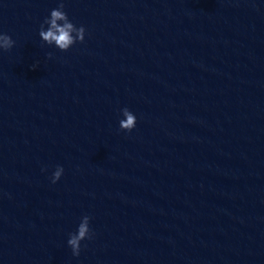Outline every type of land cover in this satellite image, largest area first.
Listing matches in <instances>:
<instances>
[{
    "label": "water",
    "instance_id": "1",
    "mask_svg": "<svg viewBox=\"0 0 264 264\" xmlns=\"http://www.w3.org/2000/svg\"><path fill=\"white\" fill-rule=\"evenodd\" d=\"M59 2L0 0V264H264V0Z\"/></svg>",
    "mask_w": 264,
    "mask_h": 264
},
{
    "label": "clouds",
    "instance_id": "2",
    "mask_svg": "<svg viewBox=\"0 0 264 264\" xmlns=\"http://www.w3.org/2000/svg\"><path fill=\"white\" fill-rule=\"evenodd\" d=\"M45 25L47 28L45 29ZM40 40L49 46H55L61 52L67 51L74 44L83 43L85 29L83 26L76 27L68 18L64 11L63 0H60L57 8L51 10L49 16L43 21L39 31ZM14 46V41L7 34H0V51H9ZM35 68V65L33 66ZM123 119L119 121V130L131 132L136 125L135 115L127 108L121 109ZM43 171V170H42ZM63 173V168L57 166L51 176V183L55 184ZM90 217L85 215L81 218L75 233L69 234L67 245L71 249L74 257L80 253L82 241L91 240L93 233L89 228Z\"/></svg>",
    "mask_w": 264,
    "mask_h": 264
}]
</instances>
